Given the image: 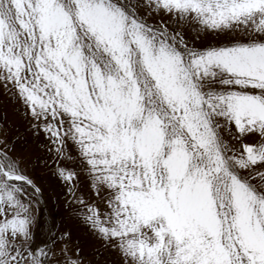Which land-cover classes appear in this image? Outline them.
<instances>
[{
	"label": "snow or ice",
	"instance_id": "1",
	"mask_svg": "<svg viewBox=\"0 0 264 264\" xmlns=\"http://www.w3.org/2000/svg\"><path fill=\"white\" fill-rule=\"evenodd\" d=\"M0 94V264H264V0H0Z\"/></svg>",
	"mask_w": 264,
	"mask_h": 264
},
{
	"label": "rangeland",
	"instance_id": "2",
	"mask_svg": "<svg viewBox=\"0 0 264 264\" xmlns=\"http://www.w3.org/2000/svg\"><path fill=\"white\" fill-rule=\"evenodd\" d=\"M220 39H221L220 34H213L211 32H206L202 34L200 38L198 40H195L194 42L197 44H204V43H212ZM0 106L8 109L9 115L13 116L14 120L19 122V118L15 117L14 113H12L11 111L13 105L10 104L7 98L4 97L2 94H0ZM38 179L39 182L41 183L44 192L42 202L38 209L39 219L41 221L47 219L44 216V210L42 208L43 202L45 204L47 212H50L53 209L54 204H57L58 210H52L53 213L51 214L55 222L57 221L60 227L71 228L74 236H80L83 242L84 250L86 252H89V254H91L90 249L94 246L95 242L86 235L85 229L78 223V221L75 218H68L67 212L65 211L61 202L58 199L53 198L59 192V185L57 184V182L49 174L45 172H41L40 175L38 176ZM42 231H43V225L38 223L35 228L36 236L38 239L42 238Z\"/></svg>",
	"mask_w": 264,
	"mask_h": 264
}]
</instances>
